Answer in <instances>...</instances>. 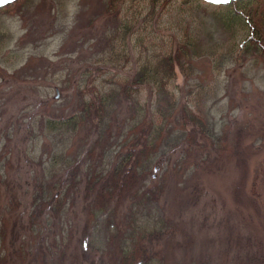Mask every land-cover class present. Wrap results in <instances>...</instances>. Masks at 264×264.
<instances>
[{"label": "rangeland", "instance_id": "374dc122", "mask_svg": "<svg viewBox=\"0 0 264 264\" xmlns=\"http://www.w3.org/2000/svg\"><path fill=\"white\" fill-rule=\"evenodd\" d=\"M231 7L234 24L226 22L227 8L202 0H119L108 14L105 0H23L0 10V210L12 216L9 245L15 219L23 240L28 222H39V212L33 216L37 206L29 208L32 184L52 158L58 159L52 180L79 185L60 201L66 203V215L50 222L53 231L46 235L54 232L58 246L44 250L53 254L45 264H105L102 254L114 250L119 256L124 249L119 235L141 215L163 231L148 248L161 252L164 264H246L254 258L259 240L264 246V56L257 48L264 45V0ZM90 21L92 28L87 27ZM126 24L132 29L125 41H117V51L121 57L127 53L129 63L124 58L95 62ZM187 39H198L202 47L217 43L218 50L195 57L191 74L176 67L168 84L176 96L174 111L151 84L126 91L138 63L167 54ZM96 91L113 93L103 114L111 138L90 130L87 117L77 131L72 127L71 118ZM186 108L198 115V124ZM91 110L86 113L95 125L98 118ZM44 118L57 122L54 131L45 127ZM133 120L143 132H132L142 140L162 127L146 177L137 180L138 187L154 190L151 206L119 195L122 200L115 198L94 220L89 211L93 197L84 191L87 167L106 165L111 153L117 156ZM189 130L195 131L193 143L183 138ZM242 179L244 192L238 186ZM250 197L257 199L258 208ZM45 229L43 224L40 236L34 229L29 235L37 255ZM18 259L16 255L13 263ZM25 264L38 263L34 256Z\"/></svg>", "mask_w": 264, "mask_h": 264}, {"label": "trees", "instance_id": "16d2710c", "mask_svg": "<svg viewBox=\"0 0 264 264\" xmlns=\"http://www.w3.org/2000/svg\"><path fill=\"white\" fill-rule=\"evenodd\" d=\"M21 1L23 0H17L14 3L18 4ZM118 1L119 0H105L104 13L108 14V11L112 10L113 4L115 6ZM154 1L157 2L158 0ZM202 1L209 5H216L227 8L228 10L225 15L227 17L226 22H228V24H234L237 18H235L234 11H231V6H233L236 2H240L243 0H235L227 4H216L206 0ZM12 4L13 3L4 7H0V10L11 6ZM221 17H223L222 21L224 22V15H222ZM94 25L95 24H91L90 21L87 27L90 26V28H92L94 27ZM120 27L123 28V23H119V28ZM119 28L117 29V32L113 33V35L110 37V39L112 38V41L106 44V47L103 49V52L100 55L101 58L97 59V61L95 62L103 60L104 63H108L110 61H115L116 59L120 61V59L122 60L124 58V63L126 62L125 65L129 63L127 53L124 54L126 57H121L122 52L117 51V41H125L128 32L132 28L126 24L124 26L123 34L119 33ZM217 47V43L209 44L208 47H202L201 44L198 43V39H187L182 42H177L175 49L169 51L167 54L156 55V57H151L145 59L143 62L138 63L135 74L131 79V87L129 88L128 85H126V91H131L130 93H132L133 91H137L136 86L151 84L159 98L167 99L169 109L171 111H174L176 109L177 104L175 100L176 96L175 93L168 88V84L173 81L176 77V67H178L183 74H191L193 73V70L191 69V62L193 61V59L195 57L215 55L218 50ZM257 48L260 50L262 56H264V45L258 44ZM108 53H110V56L106 57V54ZM0 77L2 78L3 76ZM112 95L113 93L110 91H107L103 94L101 93V91L99 93H97L96 91L93 100L90 99L87 104H83L84 108L86 109L82 107L80 112H76L75 115L71 118L72 120H74L72 121V127L74 128V130L77 131L79 128H81V126H84L86 121L89 120L91 123L90 130L95 129L96 132L99 133V136L100 132H102L106 135V137L111 138L113 136L111 124H109V121L104 122L103 114H105V112H107L106 110L111 107ZM89 108L90 111H92L91 109L95 111V114L98 118L97 123L95 125H93L92 123V117L90 118L91 113H86L88 112ZM185 111L191 117L192 122L194 124H198V122H200L198 115H195V113H190V110H187V108L185 109ZM82 112L84 114H82ZM86 117L87 119L85 121L84 119ZM42 123L45 124V127H49L53 131L58 125L54 119L44 118ZM138 124L139 121L133 120L132 126L130 128L127 127V130L125 129L127 133L123 134L122 136L120 142L121 148L120 151L117 152V156L112 157L111 153L106 158V165L98 166L96 163H94L92 165L90 164L87 167V171L84 177V191L86 194H90L93 197V203L89 204V211L91 213L93 212L92 215L94 220L98 217H101L100 215L95 213H103L104 210L108 208V206H112V201L115 198L118 199L116 202L119 203V200H122L121 198L119 199V195H131L135 199L134 202L138 203L139 205H143L145 208H149L151 206L150 202H152L151 199L154 198V190L152 188L145 189L142 186L138 187L137 180L144 176L146 177L147 170L149 169L151 164V158L153 155H156V143L159 141L158 138H160L161 136L162 127L158 128V131H156L158 133H155L154 136L149 135L146 136V138L143 137L145 139L142 140L140 137H138V132H132L133 130L137 131L138 128H141V132H143L142 127ZM29 125L32 127V129H34L33 125ZM62 127H66L68 129L67 126ZM120 136L121 134L119 133L116 138H119ZM184 137H187L188 141H190L191 143L195 142V131H186V133L183 135V138ZM89 155L90 153L88 151L87 156ZM48 164L50 165H48V168H43L42 177L38 180L36 177L34 178L32 184L33 192L30 196L31 204L29 208L33 210V206H37L39 210L35 212L33 216H35L39 212L36 216L39 219V222L35 223V221H32L34 225L32 224V222H28V226H25V230L29 231V235L32 234L30 232L34 229V231L36 230L35 232H37V230H40L38 233V235L40 236L43 224H45L46 232L44 234V238L39 241V245L37 248L39 254L37 255L35 251L32 252L31 246L34 239L31 236L29 237L28 235L27 238L24 240L22 239L21 235L19 236L20 229L22 228L17 219H15L13 222V233L11 240L13 241V243L10 245L8 244L7 237L10 225L12 226V216H7L5 214L6 211L2 209L0 210V264H12L14 262L13 259L16 255L19 256L18 261L22 262V264H25V260L28 257L32 258L35 256L38 264H45V260L47 261L49 258H53L52 253H49L48 251L45 252L44 250H50L51 247L58 246V241L56 239V235L54 236V239L52 238L54 232H51L49 235H46V233L47 231H53L51 230V227L50 229H48L50 222L53 219H59V217L66 215L64 213V210L66 209V203L61 205V199L66 196L67 200L72 189L76 187L75 185L79 184L75 183L74 181L69 183L67 179L62 180L61 183L59 180H52L54 179V175H51L53 171V166L55 167L58 164V159L52 160L51 158ZM76 169L80 170V166L76 165ZM56 171L62 170L58 169ZM75 175H77V173H74V176ZM245 183L242 179L238 184L239 188L243 192L246 188ZM1 188L2 185L0 181V201L2 194ZM254 195L256 197L259 196L257 193H254ZM254 197H250V199L253 198L252 201L258 208V201ZM11 202L12 204L15 203V198L12 199V195ZM90 206L96 209H93L92 211V208ZM111 209L109 210L111 211ZM40 215H44L45 219H42ZM250 216L252 217V215L248 213V217ZM45 220L46 222L43 223V221ZM131 224L132 226L127 227V229H125L124 234L119 235L121 237H119L118 240L121 243L124 242V249L120 252L119 256L115 254L114 250L106 251V253L104 254L101 253L102 256H105L106 258L105 264H164L162 262V259L160 258L161 252H150V249L148 248V244L150 243V241L163 232L160 229L161 227L158 226L156 222L148 220L147 217L144 215L135 216ZM158 224H160V222H158ZM20 238L23 241H21ZM18 240L21 242L18 243ZM64 241L65 235L61 233L62 245L64 244ZM48 242L51 244L50 246H47ZM256 246L259 248V252L257 254L254 253L252 255L254 258H251L252 260H250L246 264H264V246H262L260 240ZM256 246H254V248ZM156 258H159L158 261H155ZM18 261L17 264H19Z\"/></svg>", "mask_w": 264, "mask_h": 264}, {"label": "water", "instance_id": "95a60500", "mask_svg": "<svg viewBox=\"0 0 264 264\" xmlns=\"http://www.w3.org/2000/svg\"><path fill=\"white\" fill-rule=\"evenodd\" d=\"M17 0H0V7H4L6 5H9L11 3H14L16 2ZM210 2H213V3H218V4H224V3H230V2H233L235 0H208ZM59 95H57L58 97Z\"/></svg>", "mask_w": 264, "mask_h": 264}]
</instances>
